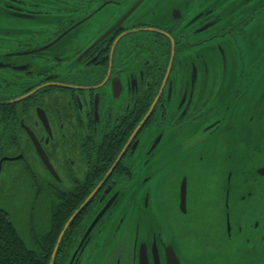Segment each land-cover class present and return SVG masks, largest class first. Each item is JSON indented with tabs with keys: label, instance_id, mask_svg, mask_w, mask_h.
Wrapping results in <instances>:
<instances>
[{
	"label": "flooded vegetation",
	"instance_id": "af4514ba",
	"mask_svg": "<svg viewBox=\"0 0 264 264\" xmlns=\"http://www.w3.org/2000/svg\"><path fill=\"white\" fill-rule=\"evenodd\" d=\"M261 171L264 0H0V176L35 191L29 241L91 197L60 264L263 256Z\"/></svg>",
	"mask_w": 264,
	"mask_h": 264
},
{
	"label": "trees",
	"instance_id": "16d2710c",
	"mask_svg": "<svg viewBox=\"0 0 264 264\" xmlns=\"http://www.w3.org/2000/svg\"><path fill=\"white\" fill-rule=\"evenodd\" d=\"M60 229L56 230V236ZM42 238L43 235L39 240ZM55 242L31 243L17 229L9 213L0 208V264H50ZM55 264H60L58 256Z\"/></svg>",
	"mask_w": 264,
	"mask_h": 264
},
{
	"label": "rangeland",
	"instance_id": "374dc122",
	"mask_svg": "<svg viewBox=\"0 0 264 264\" xmlns=\"http://www.w3.org/2000/svg\"><path fill=\"white\" fill-rule=\"evenodd\" d=\"M15 176H9L5 173L0 176V208L6 210L10 217L15 222L17 229L24 237L27 238V234L31 232L32 225H37L42 228L45 218L42 213L39 214L38 221H35L29 216L28 206L31 207L35 191L29 189L18 188L15 180ZM42 230V229H41ZM44 230V227H43ZM256 247V246H255ZM254 253H258L256 249ZM252 252V253H253ZM247 256V255H246ZM239 262V263H238ZM225 264H264V255H250L247 257H241L238 259L224 260Z\"/></svg>",
	"mask_w": 264,
	"mask_h": 264
},
{
	"label": "water",
	"instance_id": "95a60500",
	"mask_svg": "<svg viewBox=\"0 0 264 264\" xmlns=\"http://www.w3.org/2000/svg\"><path fill=\"white\" fill-rule=\"evenodd\" d=\"M262 172V171H261ZM264 173V171L262 172ZM91 197H89L84 204H82L80 206V208L72 215V217L69 219V221L67 222V224L65 225V227L63 228V230L61 231L60 233V236L55 244V247H54V250H53V254H52V257H51V261H50V264H55V260H56V256H57V252H58V249L60 247V244L62 242V239L65 235V232L67 231L70 223L73 221V219L75 218L76 214L79 213L82 208L85 206V204L89 201ZM103 213L100 214V216L102 215ZM167 254H168V264H182L181 260L179 259L178 255L176 254L174 248L172 246H169L168 249H167ZM147 262V260H146Z\"/></svg>",
	"mask_w": 264,
	"mask_h": 264
}]
</instances>
